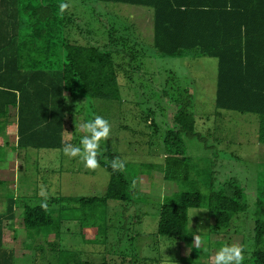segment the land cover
Here are the masks:
<instances>
[{"label": "rangeland", "instance_id": "374dc122", "mask_svg": "<svg viewBox=\"0 0 264 264\" xmlns=\"http://www.w3.org/2000/svg\"><path fill=\"white\" fill-rule=\"evenodd\" d=\"M93 2L70 0L71 11L78 15L79 30L75 33L79 40L104 44L109 39L110 26L116 29L115 38L121 41L129 35L130 42H141V46L127 50L133 54L131 63L117 57V49L123 50L122 46L108 49L115 51L117 62L124 63L119 74L121 97L113 101L70 98L64 139L81 146V137L87 135L81 126L96 115L107 119L110 135L100 142L99 155L106 162H124L129 197L126 202L110 200L106 206L97 203L91 208L74 201H55V197L61 200L62 196L105 195L109 171L100 163L95 170L86 168L80 157L65 156L64 147L27 151L7 147L9 160L0 163V213L6 211L8 192L17 195L19 203L32 206L51 199L54 205L50 209L62 233L54 250L48 243L42 245L44 238L42 244L35 243L36 248H42L36 260V252L28 249L34 242L27 235L22 207L18 205L16 220H6L4 229L5 246L17 251L15 264H59L56 247L77 252L92 264H214L216 252L226 243H236L244 249L253 247L255 224L251 217L257 196L264 193V144L257 136L259 116L217 109L216 58L156 54L151 7ZM78 90L82 93V85ZM187 96L192 98L190 109L196 118L198 136L185 137L192 167L189 179L181 183L164 179L161 166L165 163V132L173 126L172 113L177 110L173 100ZM11 131L9 128L6 136L0 135V142L9 139L16 143ZM232 177L245 187L249 210L235 218L229 231H218L215 217L203 206L189 209L187 226L193 235H201V249L193 247L194 239L186 243L158 234L164 196L193 188L208 194ZM41 188L47 193L46 200L39 195ZM47 239L53 240L54 235Z\"/></svg>", "mask_w": 264, "mask_h": 264}, {"label": "trees", "instance_id": "16d2710c", "mask_svg": "<svg viewBox=\"0 0 264 264\" xmlns=\"http://www.w3.org/2000/svg\"><path fill=\"white\" fill-rule=\"evenodd\" d=\"M100 1L151 7L153 47L159 56L216 58L217 109L257 114L258 141L264 144V0H94L93 3ZM62 2L68 4L63 13ZM8 7L12 11L7 18L0 19V135L6 136L11 125L17 144L9 139L0 142V161L6 159L8 145L14 149H55L68 144L64 132L69 99L119 100V74L124 63L117 62L115 51L108 49L122 46L123 50L117 49V57L131 63L133 54L127 50L141 46V42H130L129 35L121 41L115 38L116 29H109L110 26L109 39L104 44L79 40L75 33L79 30L78 15L71 11L70 0H13ZM102 24L105 25L104 20ZM173 101L177 110L172 113L173 126L165 132V163L161 168L164 179L183 183L189 179L192 167L185 137L198 133L190 109L192 98ZM151 124L155 122L152 120ZM97 159L110 173L105 195L62 196L61 200L57 197L54 200L74 201L90 208L97 203L106 206L110 200L126 202L130 187L124 170L114 171L112 162L104 161L100 155ZM54 200L44 202L45 208L43 203L21 204L17 195L6 193V211L0 213V264H15L17 252L4 246V229L6 220L16 219L18 205L22 207L27 235L34 242L28 249L36 252V260L42 248H36L35 243L42 244L41 238H44L42 245L48 243L50 250H54L62 234L61 224L50 209ZM203 206L215 217L218 231H229L235 218L248 213L246 189L232 177L208 194L193 188L164 196L158 234L192 242L194 235L187 228L189 209ZM255 207L251 217L255 224L254 243L245 249L248 254L244 264H264V193L257 196ZM52 234L54 239H47ZM55 249L60 254L59 264H92L77 252Z\"/></svg>", "mask_w": 264, "mask_h": 264}, {"label": "clouds", "instance_id": "9594fccd", "mask_svg": "<svg viewBox=\"0 0 264 264\" xmlns=\"http://www.w3.org/2000/svg\"><path fill=\"white\" fill-rule=\"evenodd\" d=\"M67 8V3L62 2L60 4L61 13ZM80 130L87 133V135L82 136L80 139L81 146H74L71 143L65 144L63 153L65 156L71 158L80 157L86 168L95 170L99 166L97 157L100 153V142L109 138L110 135V122L104 117L96 115L93 119L85 122ZM111 167L114 171H122L125 165L123 161L116 159L112 161ZM39 195L45 197V200L47 199V193L43 188H41ZM42 207L47 208V203H43ZM202 243L201 235L194 234L193 247L201 249ZM245 259V249L243 246L236 243H226L216 252L214 264H244Z\"/></svg>", "mask_w": 264, "mask_h": 264}, {"label": "crops", "instance_id": "0c3cea01", "mask_svg": "<svg viewBox=\"0 0 264 264\" xmlns=\"http://www.w3.org/2000/svg\"><path fill=\"white\" fill-rule=\"evenodd\" d=\"M13 5V0H0V19L2 18H7L6 15H8V13H10L11 8H9L8 6H12ZM1 21V20H0ZM216 77H217V70H216ZM216 91H217V84H216ZM87 99V98H86ZM85 100V99H84ZM88 100V99H87ZM80 101H83V99H81ZM97 101V100H96ZM82 106L85 105V102H82L81 103ZM215 104H216V93H215ZM11 113L13 114V110H11ZM217 113V112H216ZM220 116H224L221 112V114H219ZM9 128H11V125L9 126ZM258 136V135H257ZM17 144V143H16ZM15 144V145H16ZM7 147L9 148H12V146L8 145V146H5V149H7ZM28 149H34V148H28ZM28 149H23V151H27ZM17 150H20L17 148ZM7 152V150H6ZM8 155L6 157V159L0 163H7L8 162ZM16 212H17V209H16ZM17 218V216H16ZM23 219V218H22ZM16 220V219H15ZM14 220V221H15ZM4 239H5V234H4ZM4 246H5V242H4ZM6 247V246H5ZM8 248V247H7ZM13 249V248H12ZM17 252V251H16Z\"/></svg>", "mask_w": 264, "mask_h": 264}]
</instances>
